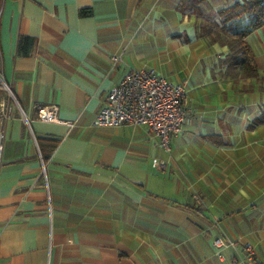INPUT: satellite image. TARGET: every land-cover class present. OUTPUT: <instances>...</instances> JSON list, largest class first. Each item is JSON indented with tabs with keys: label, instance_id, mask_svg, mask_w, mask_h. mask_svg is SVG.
I'll return each mask as SVG.
<instances>
[{
	"label": "crops",
	"instance_id": "1",
	"mask_svg": "<svg viewBox=\"0 0 264 264\" xmlns=\"http://www.w3.org/2000/svg\"><path fill=\"white\" fill-rule=\"evenodd\" d=\"M181 1L0 0V75L29 121L16 106L4 125L0 264H246L245 243L264 264V81L227 77L228 46L198 33L240 0ZM246 39L264 75V24ZM132 68L187 82L169 150L143 125L93 124Z\"/></svg>",
	"mask_w": 264,
	"mask_h": 264
},
{
	"label": "built area",
	"instance_id": "2",
	"mask_svg": "<svg viewBox=\"0 0 264 264\" xmlns=\"http://www.w3.org/2000/svg\"><path fill=\"white\" fill-rule=\"evenodd\" d=\"M112 67L119 57L111 55ZM0 87L7 96L0 94V166L4 148L3 126L12 118L13 109L19 107L18 101L10 86L0 75ZM1 89V88H0ZM187 82H173L154 69L132 68L127 71L118 83L112 85L96 112L94 125H143L158 138L161 147L169 150L170 140L180 133L182 124L191 109L187 100ZM23 121L29 127L28 118L19 107ZM58 106L46 104L37 106L38 117L42 121L55 122ZM71 124V123H70ZM72 125V124H71ZM152 166L164 169L166 163L159 158L152 159ZM216 246L223 245L221 239L214 241ZM231 245L235 242L230 241ZM246 264H261L254 257L249 243L243 244Z\"/></svg>",
	"mask_w": 264,
	"mask_h": 264
},
{
	"label": "trees",
	"instance_id": "3",
	"mask_svg": "<svg viewBox=\"0 0 264 264\" xmlns=\"http://www.w3.org/2000/svg\"><path fill=\"white\" fill-rule=\"evenodd\" d=\"M191 1L182 0L181 5L186 6ZM188 2V3H187ZM194 11L201 13L199 7L193 2ZM264 24V0H240L217 10L210 11L203 16L199 34L203 35L209 43L218 42L228 46V52L217 62L224 66V74L231 78H255L260 84L264 75H259L253 58L252 49L247 42V35L260 25ZM33 38L19 36L16 52L28 55ZM255 124H264V110L254 120ZM45 162L47 154L41 149Z\"/></svg>",
	"mask_w": 264,
	"mask_h": 264
},
{
	"label": "rangeland",
	"instance_id": "4",
	"mask_svg": "<svg viewBox=\"0 0 264 264\" xmlns=\"http://www.w3.org/2000/svg\"><path fill=\"white\" fill-rule=\"evenodd\" d=\"M0 88H1L0 89V94H1L2 97L5 98L7 96V94H6V92L4 91V89L2 87H0ZM15 107H16V105H15ZM3 133H4V141H5V129H4V126H3ZM4 141H3V143H4ZM260 144H264V143H260ZM262 153H264V151H262V152L260 151V159H259L260 160V163L261 162H264V157L261 156Z\"/></svg>",
	"mask_w": 264,
	"mask_h": 264
}]
</instances>
